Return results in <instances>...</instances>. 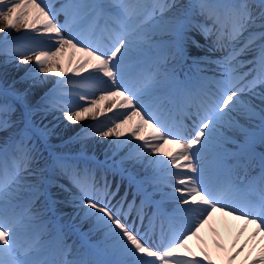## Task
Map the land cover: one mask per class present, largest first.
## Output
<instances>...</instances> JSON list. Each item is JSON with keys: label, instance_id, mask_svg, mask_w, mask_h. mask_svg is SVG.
Wrapping results in <instances>:
<instances>
[{"label": "snow or ice", "instance_id": "snow-or-ice-1", "mask_svg": "<svg viewBox=\"0 0 264 264\" xmlns=\"http://www.w3.org/2000/svg\"><path fill=\"white\" fill-rule=\"evenodd\" d=\"M59 12L65 14L63 23ZM85 15L93 21L88 37L76 24L77 16ZM0 21L5 40L12 30L24 29L38 34L34 40L46 36L53 45L47 51L29 49L31 55L12 50L17 63L33 67L25 68L22 81L10 90L0 88L2 150L20 153L17 172L0 173V264H218L207 251L198 256L188 245L218 212L255 226L252 248L258 245L259 252H249L245 264H264V0H194L189 5L69 0L59 9L50 0H0ZM68 48L82 55L75 67L69 61L67 72H87L105 85L103 94L79 97L69 107L54 87L34 100L37 85L52 75L65 76L60 54ZM9 78L14 79L7 68L0 72L5 83ZM113 110L123 115L102 123ZM56 112L70 124L93 122L81 139L96 136L132 145L121 163L131 169L141 205L151 202L163 213L165 201L175 202L172 215L186 227L174 240L157 244L152 218L135 207V197H118L119 185L113 190L106 177L97 179L94 168L81 169L86 156L58 155L54 175L41 167L42 149L55 128L43 119ZM169 143L178 146L176 151L162 153ZM254 167L258 177L250 176ZM61 176L70 186L59 184ZM257 181L259 201L233 195ZM9 183L16 187L9 190ZM57 186L66 195L58 196ZM19 187L77 221L82 243L69 245L60 237L48 247L38 239L29 242L32 218L11 205ZM216 246L225 249L219 240ZM248 246L234 242L227 264Z\"/></svg>", "mask_w": 264, "mask_h": 264}, {"label": "bare ground", "instance_id": "bare-ground-1", "mask_svg": "<svg viewBox=\"0 0 264 264\" xmlns=\"http://www.w3.org/2000/svg\"><path fill=\"white\" fill-rule=\"evenodd\" d=\"M68 2L69 0H50L51 6L57 9H59L62 5L67 4ZM178 2L181 5H189L193 3L194 0H178ZM220 10L223 11L221 12V16L227 17V13L225 11L227 9L222 8ZM180 11L183 12L185 11V9H181ZM60 13L61 15L57 18L61 23H63L66 17L63 12ZM86 19H88L86 15L83 16V18L77 16L76 24L78 26L77 28L78 31H80L83 27L85 28V26L81 24V22H85ZM2 26H3V22L0 21V27ZM67 32L68 29L65 28V33L67 34ZM37 35L38 34L30 31H25L24 29L12 30L8 34L7 40H5L4 39L5 33L0 32V72H3L4 69L7 68L9 76L14 77V79L12 78L7 79V83H5L4 80L0 79L1 86H4L6 88L8 87L12 88L13 85L19 84L23 79L25 68L33 67L30 65H21L17 63L16 59H14L11 55L12 50L9 48H4V46H6L5 43L18 41V43L21 45L28 44L24 50L22 51L17 50V52H28L29 55H31L29 49H33V48H38L39 50H45V51L51 50L53 46L52 42L46 36H40L39 40L36 41L33 39V37H36ZM81 55H82L81 53L74 52V50H72L71 48H68L64 52H62L60 54V59L65 69V76L58 77L56 75H52L49 76L46 81L37 85L33 97L34 100L39 101L41 96L43 97L44 94H46L49 90H51L54 87L57 88L58 95L60 94L65 95L66 92L69 94L71 89L80 94L81 93L87 94L89 91V82L91 81L99 82V81L95 78L90 77L87 72L79 73V74L67 72V68L69 67V61H71V66L75 67L76 60ZM61 88L63 89L61 90ZM103 88L104 87H102V89ZM102 89L97 92L98 94L95 97L91 98L89 96L90 99H94V98L98 99L99 96L103 94ZM107 103L108 102H105V106L107 105ZM114 111L115 110H113V112ZM41 115L43 114L42 113L38 114L37 117L35 118L37 123H39ZM54 120H56L57 124H55L53 134L49 137L47 144L42 149L43 159L41 160V167H45L46 172L51 173L53 175L55 174V172L53 171V167H54L55 159L58 155L72 156L76 153V155L74 156L86 155L88 157H93L95 160L98 159L99 163L95 165L93 163L87 164L88 162L82 159L79 162L80 168L83 169L85 166L89 168H94L96 171L97 179L102 177L103 176L102 173L104 172H105L104 177H106V173L112 176L113 180H116L118 177L119 182L117 184L114 183L112 179L109 178H108V182L112 184L113 190H115L116 185H119L118 197L124 196L126 194L128 201H132L133 198L135 197V207L136 206L142 207L143 214L146 217H151L153 220V227L151 231H153L152 235L154 237L160 236V234L163 232V229L160 225L162 220L170 219L169 220L170 222L179 220L177 218H174L172 215V210L175 208L174 201L164 202L163 213H157L156 210L153 211L152 206L155 205L151 202H146L144 205L141 204L139 205L142 198L137 191L136 184L131 182L129 179V172L131 169L127 162L123 164L121 163L122 159L130 150L132 146L131 144H129L127 141H115L112 138L101 139L96 136H92L88 139H81L80 137L84 131L83 129L85 126L87 127L86 123L88 121H84L79 124H70L64 119L63 114L60 112L49 113L47 116H44L43 123L48 124L49 127H52L54 125ZM61 128H62V132L60 131L57 132V130H60ZM125 128H127V126H125ZM150 131H151L150 129L146 130L145 135L146 136L149 135ZM3 142H4V137L0 135V173H2L3 171L2 169L6 167L5 160H8V164H12L14 161L16 162L19 161L18 157L20 155L19 152L14 151L11 147H9L7 151H3L2 150ZM177 147L178 146L173 143L163 145L162 153L175 152ZM257 149L260 150L259 148ZM257 169L258 168L254 167L250 173V176L255 177ZM152 171L153 170L151 168H148L147 174L151 175ZM100 174H102V176H100ZM21 183L24 182L22 181ZM59 184L70 186L69 178L67 176H61L59 178ZM252 185L239 187L238 190L235 193H233V195L239 199L247 197L259 201L260 196L262 195L261 188L259 187L258 190H256L258 192L257 195L254 192V190L251 189ZM15 187L16 185L11 183H9L8 185L9 190ZM53 191H56L58 196L66 195V193H63V190L60 189L58 186L55 187ZM149 191H151V189H149ZM73 192L76 193L77 190L73 188ZM24 195H26L27 198H25L23 202L22 201L17 202V200L24 197ZM31 198H32L31 194L27 191L26 188L23 187L16 188V191L11 200V205L15 207L17 212L23 213L25 216H30L32 218L31 233L35 228L38 229L39 231H42L41 232L42 236L38 238V240L45 247L50 246L57 237L62 238L64 242L69 245H72L73 243H75L76 245H80L82 243V241L77 239V237H72L71 239L69 238L72 235V231L70 230L62 234L56 233L57 232V230L55 229L56 226L55 225L53 226V222L52 221L47 222L45 220L48 214L47 209L51 208V206L42 198L39 200L35 198L31 200ZM153 199L159 200L160 196L156 195L153 197ZM135 207L132 211L133 217H135L136 215ZM59 214H60L59 218L63 220L61 221V223L65 225L68 224L69 226H71V228L75 227L77 221L71 219L64 213H59ZM157 218L159 219L161 218L160 222L159 219L157 220ZM144 223L145 224L147 223V219H145ZM242 229L243 231H241ZM254 229H255L254 225H246L244 221L237 220L231 216H225L223 213L218 212L214 214L213 219L208 224H205L196 235L191 236L189 238L188 245L189 248L193 252H195L198 256H202L203 252L207 251L210 257L213 260H216L218 264H227V257L229 251L235 250L233 248V243L235 242L236 247H239L240 244H243L247 241L249 242L248 248H246L245 251L241 253V255L238 256L235 261L232 262V264H245V257L249 255V252H251L252 256H256L257 253L259 252L258 245L255 248V250H253L252 248L253 242L251 241V237ZM258 239L259 238H257V240ZM217 240L221 241L225 245V249L217 248L216 246ZM30 241L31 239H29V242ZM179 251L185 252L186 250L180 249Z\"/></svg>", "mask_w": 264, "mask_h": 264}, {"label": "rangeland", "instance_id": "rangeland-1", "mask_svg": "<svg viewBox=\"0 0 264 264\" xmlns=\"http://www.w3.org/2000/svg\"><path fill=\"white\" fill-rule=\"evenodd\" d=\"M85 2H87V0H85ZM129 3L131 4H136V3H145V4H150L152 2V0H128ZM213 2H217V3H222V2H225V3H229L230 0H213ZM223 4V3H222ZM61 15V13L59 12L58 13V17ZM201 20H204L205 18L204 17H200ZM89 18L86 19L85 22H81V24H83L85 26V28L83 27L80 31L83 33V35L85 37H88L90 36L91 34V28H92V24H93V21L90 19L89 21ZM223 23H224V27L227 29L230 27L229 24H227L224 20H223ZM227 24V25H226ZM208 25L211 26V22L209 21L208 22ZM10 43V44H9ZM6 42V46H4V48H9L11 50H19V51H22L25 49V47H27V45H21L18 43V41H12V42ZM4 44V45H5ZM223 53H217V55H222ZM1 84V83H0ZM1 86V85H0ZM102 87H105V85H103L102 83L100 82H94V81H91L89 82V91L87 94L85 93H78V92H75L73 91L72 89L70 90L69 94L66 92L65 95L64 94H60L58 95L60 98H61V103L64 104V105H67L69 107L73 106V102L75 101V98L77 100V98L79 97H82V96H87V97H95L98 93V91H100L102 89ZM0 88H6L4 86H1ZM6 89H11V87L9 88H6ZM63 88H61L62 90ZM83 94V95H82ZM45 95V94H44ZM89 97V99H90ZM42 98V96L40 97V99ZM39 99V100H40ZM74 100V101H73ZM123 115V112L122 110H115L114 112L112 113H108L106 115V117H102L101 118V121L102 123H108L109 121H115L117 119V117H120ZM91 122V123H90ZM88 121L86 124H87V127L85 126L83 130L87 129L90 125L93 124L92 121ZM89 123V124H88ZM57 124L56 120H54V125ZM62 132V128L60 130H57V132ZM15 162V163H14ZM12 164H9V165H6L5 168H3L2 170V174H4L6 177H10L11 175H13L14 173L17 172V165L19 163V161H14ZM106 177H107V180H108V175L106 174ZM83 179H87L86 177H82ZM260 186L257 187V189L259 188ZM32 197V196H31ZM27 198V197H25ZM24 198V199H25ZM23 199V200H24ZM34 198L32 197L31 200H33ZM22 200V202H23ZM59 216V212L55 213V212H51L49 214H47V217L46 220L47 222L49 221H52L53 224L55 222V220L57 219V215ZM60 217V216H59ZM179 219V218H177ZM59 220L63 221L62 219L59 218ZM46 222V224H47ZM178 222V223H177ZM162 224V227H166L167 225H164L163 224V220L161 222ZM182 227H186V225H184L183 221L182 220H178V221H175L174 224L171 225V228L170 229H164L163 232L160 234V236H156L154 237L153 235V238L155 239V241L157 242V244H159L161 247H164L166 246L169 242H171L172 240H174L176 238L177 235H179L180 231L182 230ZM57 230L58 232H60L61 234L64 233V232H67L69 229V226L68 225H65V224H62L60 225V227H57ZM41 232L42 231H39L38 229H34L33 232L31 233V236L29 239H38L40 238L42 235H41ZM36 234V235H35Z\"/></svg>", "mask_w": 264, "mask_h": 264}]
</instances>
